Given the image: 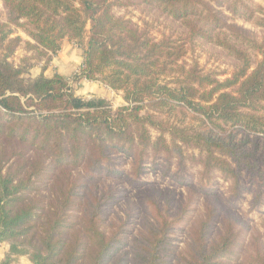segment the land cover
<instances>
[{
	"label": "trees",
	"instance_id": "16d2710c",
	"mask_svg": "<svg viewBox=\"0 0 264 264\" xmlns=\"http://www.w3.org/2000/svg\"><path fill=\"white\" fill-rule=\"evenodd\" d=\"M0 1L7 15L0 23V245H8L0 264L20 258L30 264H264V244L255 241L245 252L229 221L208 240L212 208L192 229L186 253L174 259L167 240L177 219L156 211L155 226L128 242L125 230L106 231L107 210L116 202L110 192L87 191L92 181L124 178L120 158L129 161L131 186L141 187L151 151L168 175L172 155L183 164L181 144L199 151L192 160L205 182L215 174L230 182L231 204L243 192L253 194V207L263 203L264 118L257 114L264 110V37L248 39L254 60L217 43L239 63L222 80L183 60L191 41L238 31L216 5L256 18L263 28L264 10L257 18L250 0ZM132 4L181 22L186 35L156 40L146 25L115 14L139 6ZM17 31L27 40L14 36ZM65 41L82 52L75 80L120 93L123 106L77 97L62 76H44ZM21 45L25 56L15 65L10 59ZM40 65L39 75L27 78ZM178 110L192 112L207 131L171 124Z\"/></svg>",
	"mask_w": 264,
	"mask_h": 264
},
{
	"label": "rangeland",
	"instance_id": "374dc122",
	"mask_svg": "<svg viewBox=\"0 0 264 264\" xmlns=\"http://www.w3.org/2000/svg\"><path fill=\"white\" fill-rule=\"evenodd\" d=\"M250 1V6L256 11V17L263 19L261 10H264V0ZM132 5L139 6L117 8L115 14L132 20L138 26L146 25L156 40L163 37L179 39L186 35L187 30L181 22L174 21L161 11L143 4ZM215 9L221 12L228 25L241 33L232 29L217 30L211 33L212 42L200 38L195 39L187 45V54L183 62L188 66L196 63L203 73L214 74L222 80L232 74L239 67V63L217 43L225 41L237 46L254 60L255 53L248 39L260 42L264 37V28L260 26L256 18L257 22H251L244 15H233L225 9L224 5L221 7L216 5ZM6 17V11L0 1V23L6 22ZM238 35L247 39L244 40ZM14 36H19L23 41L27 40L21 31H17ZM60 55L70 59L69 63L60 59ZM23 56L25 52L21 45L10 61L17 65ZM56 56L54 64L52 62L55 56L47 69L48 73L44 74L45 77L57 74L59 71L64 75L63 78L69 83L75 96L85 100H102L112 109L124 105L120 93H115L96 82L75 80V75L80 72L82 65V52L75 44L64 42ZM62 61L64 64L61 63ZM41 65L34 67L27 78L34 79ZM257 115L264 118V110ZM170 122L190 133L207 131L194 114L187 110L176 111L171 116ZM156 136V132L153 131V140ZM178 146L181 147L183 153L182 166L179 167V158L172 155L171 160L168 161L170 172L165 175L166 169L163 165L166 163L162 159L155 158V154L151 151L147 157L146 168L140 177L143 185L139 188L131 186V177L128 176L129 161L121 158L116 161V164L123 168L124 178L103 179L88 184V193L110 192V196L116 200L115 205L107 210L106 231L111 232L119 227L126 231L122 236L128 242L134 239L140 240L141 236L147 234L150 227L155 226L153 215L159 211L163 217L178 221L177 228L169 233L167 240L168 248L173 258L176 259L178 255L182 256L186 253L192 229L205 220L207 210L212 208L215 211V218L208 233L209 241H214L223 231L225 223L229 221L233 224L245 252L253 250L252 244L255 241L261 245L264 244V198L262 204L253 207V194L243 192L241 198L231 204L230 182L225 181L219 174H215L210 181L205 182L200 176L201 168L196 166L192 160L199 156V151L181 144ZM154 162L158 170H153L151 165ZM181 168H183L182 171L179 170ZM174 174L176 176H173ZM1 245L0 254L2 253ZM19 264L30 263L26 258H20Z\"/></svg>",
	"mask_w": 264,
	"mask_h": 264
},
{
	"label": "crops",
	"instance_id": "0c3cea01",
	"mask_svg": "<svg viewBox=\"0 0 264 264\" xmlns=\"http://www.w3.org/2000/svg\"><path fill=\"white\" fill-rule=\"evenodd\" d=\"M65 42H66V41H65ZM56 57H57V56H55V58L53 59L52 64H54V61L56 60ZM59 58L62 59V60H64V62H67V63H69V61H70V59H66L65 56H62V55H60ZM64 62L62 61L61 63L64 64ZM39 71H40V70H37L38 74L40 73ZM47 73H48V71L45 72V74H47ZM38 74H37V76H38ZM57 74H59L60 76L64 77V75H63L62 73H60L59 71H58ZM37 76H36V77H37ZM52 76H53V75H47V78H51ZM36 77H34V78H36ZM1 250H2V251H1L2 253L0 254V261L3 259L4 255L6 254V252H7V250H8V246L5 245V244L1 245Z\"/></svg>",
	"mask_w": 264,
	"mask_h": 264
}]
</instances>
